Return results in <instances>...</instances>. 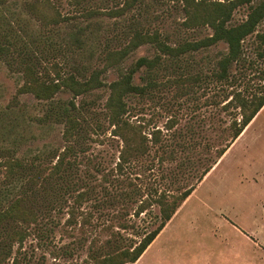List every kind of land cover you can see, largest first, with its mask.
Returning a JSON list of instances; mask_svg holds the SVG:
<instances>
[{
    "label": "rangeland",
    "instance_id": "obj_1",
    "mask_svg": "<svg viewBox=\"0 0 264 264\" xmlns=\"http://www.w3.org/2000/svg\"><path fill=\"white\" fill-rule=\"evenodd\" d=\"M32 1L0 4V44L9 50L7 56L0 55V206L17 197L27 179L36 180L38 186L50 176L55 155L67 145L64 124L41 119L48 101L20 91L26 80L18 64L21 52L29 48L40 57L38 70L44 77L54 76L55 62L83 78L102 68L106 52L123 46L135 28L157 30L173 46L212 34L208 25L183 23L181 0H138L121 15L112 11L123 0H83L80 5L74 0H51L66 19L47 26L28 11L26 4ZM38 1L40 10H49L44 0ZM88 10L102 13L88 17L84 15ZM246 14L247 5H240L229 23L243 21ZM77 28H81L80 43L71 37ZM257 32H264V18L244 39L243 58L230 65L226 81L214 76L218 59L227 52L224 41L176 58L144 43L105 69L101 78L108 84L139 57L162 58L153 69L156 85L149 94L125 97V119L147 139L144 152L129 155L121 171L117 163L124 143L111 133L105 107L108 86L76 97L67 89L58 90L53 102H89L84 114L90 125L65 161L70 168L67 181L56 174L55 191L36 203L37 222L19 223L17 227L28 234L20 251L15 252L14 245L5 264H14V256L17 264H102L92 254L137 244L162 220L155 199L163 194L171 203L191 186L171 220L128 264H264V105L232 139L230 124L239 120L240 109L233 101L226 103L236 91L248 96L264 84V47ZM148 79L145 66L133 75L137 85ZM156 129L160 141L153 143ZM175 140L185 147L175 145ZM16 158L23 163L22 175L12 181L18 187L11 190L7 167L1 162ZM205 168L210 169L202 176ZM140 205L145 209L137 213Z\"/></svg>",
    "mask_w": 264,
    "mask_h": 264
},
{
    "label": "trees",
    "instance_id": "obj_2",
    "mask_svg": "<svg viewBox=\"0 0 264 264\" xmlns=\"http://www.w3.org/2000/svg\"><path fill=\"white\" fill-rule=\"evenodd\" d=\"M7 0H0V4H4ZM49 7V10H40L39 1L33 0L28 2L26 7L28 11L38 18L44 26L55 25L61 20L66 19L61 15L59 10L54 6L51 0H44ZM83 0H74L77 5H80ZM117 1V0H116ZM186 14V19L183 22L189 25H208L212 29L210 36L204 37L197 41H184L177 45L169 44L161 32L155 30L152 32L142 29H133L129 35L127 42L119 49L108 50L105 54V64L102 68L91 71L88 77L79 78L72 71L64 70L57 63H52L53 77H44L39 69L40 57H34V53H30V49L24 50L19 57L18 64L21 66L22 72L26 77L24 84L20 87V91L34 94L37 98L48 101L44 112V121L53 120L64 124L63 136L67 142L65 148L55 155L57 161L53 166V173L45 177L41 184L36 186V180L25 181V184L18 189L17 197L12 199L6 206H0V264H5L12 257L13 247L15 244L16 251H20L23 241L28 234V230H22L17 227L20 222L31 223L37 222V202L47 196V193L58 184L57 175L61 174V179L67 181L69 166H65L67 157L73 154L75 146L81 143V137L86 126H89L88 118L85 117L84 111L89 108V102L82 100L76 104L74 100H69L68 103L53 102L55 93L60 89L69 90L73 97L84 95L95 88H100L107 85L109 88V96L105 102L107 109L108 122L113 128L111 133L122 139L124 146L119 154L117 168L121 171L123 163L128 161L129 155H137L144 152L146 136L133 127L126 119L125 115L128 112V104L125 97L129 94H149V88L154 87L156 82L153 80L152 73L156 65H159L162 58L156 55L152 58L139 57L131 66L122 72L118 79L106 84L101 78V74L107 67L119 64L130 52L144 43H151L161 54H166L172 58L185 53L188 50H197L201 47H206L218 41H224L227 44V52L221 56L218 61V69L214 72V76L220 80L229 78V67L233 62H240L243 58V41L244 39L256 30L258 23L264 18V0H259L254 3L253 0H215L206 2L205 0H181ZM138 0H123L122 5L112 11L115 15H121L125 9L131 7ZM247 5L246 18L236 24H230L233 11L240 5ZM211 10L207 11L205 8ZM102 13L100 10H88L84 13L86 16H92ZM111 13V12H109ZM81 28H77L73 39L82 41L78 38ZM3 35L0 32V36ZM256 39L259 45L264 47V32H257ZM8 47L5 44H0V55H5L8 52ZM26 51V52H25ZM42 53V52H41ZM9 55V54H8ZM260 56L262 54L260 53ZM142 66L147 68L148 77L150 79L144 85L133 83L134 73ZM200 79L199 76L194 77ZM188 79V78H187ZM191 79L192 76H191ZM233 101L235 106L240 109V118H236L230 124L232 130V139H235L244 129V127L254 118L257 112L264 105V84L257 87V91L251 95H243L236 91L232 98L226 103ZM88 107V108H87ZM92 118V116L90 117ZM97 128L100 127L98 122L95 123ZM95 129V127H94ZM140 137V139H139ZM179 137V136H177ZM151 140L153 143L160 141V130L156 129L152 132ZM175 145L181 148L185 144L175 140ZM173 148L170 155H173ZM226 150L222 148L219 151V156ZM68 161V160H67ZM71 165V162H67ZM7 167L8 177L10 179L11 190L18 186L12 184V181L19 180L22 168V161L18 158L14 160H6L1 162ZM65 168V169H64ZM62 169V171H61ZM210 168H205L202 176L207 173ZM56 176V177H55ZM193 186L185 189L169 203L161 194L155 199V202L160 206L162 220L156 228L147 232L144 237L135 245L129 247H112L101 255L92 254L94 259L102 264H128L135 262L148 245L155 239L160 231L165 227L166 223L171 219L179 201H183L190 195ZM1 203V202H0ZM143 202H141L142 204ZM1 205V204H0ZM144 205H140L137 213L144 211ZM13 263H18V258L13 257Z\"/></svg>",
    "mask_w": 264,
    "mask_h": 264
},
{
    "label": "crops",
    "instance_id": "obj_3",
    "mask_svg": "<svg viewBox=\"0 0 264 264\" xmlns=\"http://www.w3.org/2000/svg\"><path fill=\"white\" fill-rule=\"evenodd\" d=\"M170 220H171V219H170ZM170 220H169V221H170ZM169 221H168V222H169ZM166 224H167V223H166ZM165 226H166V225H165ZM160 232H161V231H160Z\"/></svg>",
    "mask_w": 264,
    "mask_h": 264
}]
</instances>
